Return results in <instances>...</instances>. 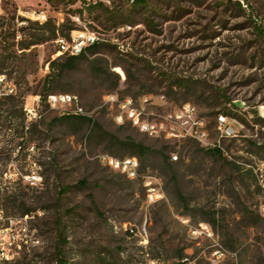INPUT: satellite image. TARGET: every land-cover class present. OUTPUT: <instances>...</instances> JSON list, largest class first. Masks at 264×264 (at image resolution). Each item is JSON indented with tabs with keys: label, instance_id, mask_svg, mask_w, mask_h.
Segmentation results:
<instances>
[{
	"label": "rangeland",
	"instance_id": "rangeland-1",
	"mask_svg": "<svg viewBox=\"0 0 264 264\" xmlns=\"http://www.w3.org/2000/svg\"><path fill=\"white\" fill-rule=\"evenodd\" d=\"M99 1L7 0L0 13V73L18 87L14 103H0V264H59V221L67 264H109L119 251L120 264H177L182 249L186 264H264V0ZM84 28L102 44L45 87L51 63L68 57L55 39ZM47 90L78 95L102 129L52 108ZM147 96L151 119L195 105L207 141L118 121L122 101ZM221 116L234 135H222ZM130 138L150 147L144 158ZM103 153L137 157L165 198L150 203L143 178ZM186 220L215 237L191 236Z\"/></svg>",
	"mask_w": 264,
	"mask_h": 264
},
{
	"label": "built area",
	"instance_id": "built-area-1",
	"mask_svg": "<svg viewBox=\"0 0 264 264\" xmlns=\"http://www.w3.org/2000/svg\"><path fill=\"white\" fill-rule=\"evenodd\" d=\"M96 3L99 0H87ZM132 3L135 0H130ZM7 0H0V13L4 11ZM33 18L41 22L48 20L45 11L34 12ZM101 41L99 33L88 28L75 29L70 36L59 35L55 39L57 46V55L78 56L86 51L87 47L92 46ZM124 48V46H123ZM18 95V87L14 79L8 78L6 73H0V100ZM111 100L115 101V96ZM54 109H63L66 115H85L86 110L80 104V98L72 93L52 94L48 100ZM150 103V98L144 97L139 105L132 98H127L120 103V113L117 115L119 122H125L129 119L132 124L138 127L142 132L151 136H165L170 139L181 140L183 138H194L200 141H207V131L205 129L204 119L198 116V109L192 103H185L175 111L169 112L160 119H151L146 110V106ZM72 107V109H69ZM27 115L31 120H37L39 111L36 106L26 108ZM219 125L222 135L232 136L236 129L226 118H219ZM29 127V126H28ZM100 162H107L112 168H127V176L132 179L143 178L144 186L147 191L148 201L157 203L165 198L163 185L155 176L142 175L141 163L137 157H112L110 154H100ZM174 159H178L177 155H173ZM189 229L191 236L195 238L208 237L214 238L215 233L209 223L201 222L199 225H192L188 220L184 221ZM132 229V228H131ZM134 230V229H132ZM225 255L224 250L220 247L213 252L215 259H219ZM183 264V262L177 263Z\"/></svg>",
	"mask_w": 264,
	"mask_h": 264
},
{
	"label": "trees",
	"instance_id": "trees-1",
	"mask_svg": "<svg viewBox=\"0 0 264 264\" xmlns=\"http://www.w3.org/2000/svg\"><path fill=\"white\" fill-rule=\"evenodd\" d=\"M85 5H94V6H97V5H101V6H104V4L100 1H97L96 3H93V2H89L87 0H81ZM147 0H135L134 3H136L137 5H142L146 2ZM257 29L260 31V33H264V27L262 25H258L256 26ZM70 34L68 35H64V36H69ZM102 43L101 42H98L92 46H89L87 47L86 51L83 52L82 54L78 55V56H68L65 63L62 64L60 67H57V65L59 64L57 61H53L51 63V73L47 76V81H46V84H45V87L48 86V83L50 82V80L52 79L54 73L56 72V70H59L60 71H65L67 69H70L72 67V62L74 61H77L79 59H81L82 57L85 56L86 52L88 50H95L97 49L98 47H100ZM24 94H25V91H23V100H24ZM54 93H50L49 90H47L45 93H42V98H43V101H46L49 99L50 95H52ZM8 100H12L13 103L16 101L17 99V96H13V97H9V98H6ZM5 99H2L0 100V103H3ZM13 105H16V104H13ZM16 107V106H14ZM0 112H2V109L0 108ZM67 118H70V117H75V118H78V119H81V120H84L86 122H88L89 124H91L92 128H94L95 130H101V126L98 122H96L93 118L91 117H87V116H84V115H67L66 116ZM126 146H131L132 148H135L138 153H140L141 157L144 158V156L147 155V153L150 151V147L146 146L144 143H141V142H137L135 141L134 139L130 138L128 139L127 143L125 144ZM213 151L217 154H221L222 151L219 147H215L213 148ZM125 157H134V156H125ZM168 158L166 157V160ZM141 168H142V165H141ZM140 178H137V179H133V180H139ZM84 183V181H83ZM60 222V234H59V239H60V242H59V245H58V254H59V259H58V262L59 264H67L66 262V255H65V248H64V245L65 243L68 241V236L66 234V227L63 225V223L61 221ZM127 235L131 236V235H134L133 232H131V230H127L125 232ZM123 251H119L117 252V255L116 257L113 259L112 263H109V264H120V261L122 260V257H121V254H122ZM188 257L185 255L184 253V249H182L179 253V259H178V263L180 262H183V264H186V261H187ZM107 259H104V261H107Z\"/></svg>",
	"mask_w": 264,
	"mask_h": 264
},
{
	"label": "bare ground",
	"instance_id": "bare-ground-1",
	"mask_svg": "<svg viewBox=\"0 0 264 264\" xmlns=\"http://www.w3.org/2000/svg\"><path fill=\"white\" fill-rule=\"evenodd\" d=\"M221 118H226V117L221 116ZM112 157H115V156H112ZM126 158H134V157H126ZM104 163H107V162H104ZM115 169L121 170V171H123V172H125L127 174V168H115Z\"/></svg>",
	"mask_w": 264,
	"mask_h": 264
}]
</instances>
